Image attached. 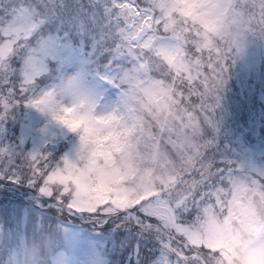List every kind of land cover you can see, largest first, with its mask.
<instances>
[{
    "label": "snow or ice",
    "instance_id": "1",
    "mask_svg": "<svg viewBox=\"0 0 264 264\" xmlns=\"http://www.w3.org/2000/svg\"><path fill=\"white\" fill-rule=\"evenodd\" d=\"M10 12L0 26V134L20 105L48 109L82 133L83 163L4 143L0 181L27 184L58 213L107 226L111 251L127 250L133 264H220L216 214L246 213L249 195L264 197V172L220 157L208 126L231 55L247 35L264 37V0H20ZM45 24L91 37V63L117 92L119 115H95L86 98L60 105L51 91L31 98L33 74L18 80L10 59ZM184 89L200 101L199 123L185 120L197 118ZM192 171L199 180L185 179ZM0 256L15 264V252Z\"/></svg>",
    "mask_w": 264,
    "mask_h": 264
},
{
    "label": "trees",
    "instance_id": "2",
    "mask_svg": "<svg viewBox=\"0 0 264 264\" xmlns=\"http://www.w3.org/2000/svg\"><path fill=\"white\" fill-rule=\"evenodd\" d=\"M19 2L20 0H0V26L8 22L10 10ZM62 33L63 31L45 24L10 59L18 80L24 79L25 72L33 74L30 92L32 99L48 88L54 93L55 88L64 83L74 57H83L81 66L86 73L83 78L87 83L93 85L90 80L98 76L91 63L92 41H86L85 48L76 52L78 54H74V51L59 52L58 38ZM49 40L52 41L51 45L46 43ZM45 49H48L47 53ZM207 52L205 49L204 54L207 55ZM65 59L69 62H65ZM183 98L187 101L184 106L188 113L197 118L195 121H188L186 116V122L199 123L202 117L199 109L194 107L200 103L198 97L188 95V90L184 89ZM50 112L48 109L41 111L31 104L20 105L13 113L14 118L6 121L5 132L0 134V144H19L25 154L46 152L51 154L52 159L62 162L81 132L70 130L71 134L66 135L63 131L56 130L51 135L49 130L38 128L42 119ZM260 112L264 114V37L249 34L231 55L214 96V112L208 126V138L213 140V147L220 157L236 164L234 158L239 139L254 126H260L259 131L264 136V125L259 122L262 117ZM260 143L259 150L263 152L264 159V140ZM199 178L196 171L185 176L189 181ZM0 185L8 186L7 190H0V252L6 251L11 255L19 246L29 242L42 243L45 240L44 233L48 232L56 237L57 252L67 248L70 256L73 249L84 242L88 243L87 254L95 264L98 258L103 259L104 264H121V261L123 264H133L127 250L111 251L116 234L110 232L107 226L101 231L91 221L80 216L58 213L55 208L40 209L32 203L47 206L50 202L27 184L9 185L0 181ZM14 186L22 189L28 201L14 194ZM187 217L194 218L195 211H191ZM6 259L7 257L0 256V264H6Z\"/></svg>",
    "mask_w": 264,
    "mask_h": 264
},
{
    "label": "rangeland",
    "instance_id": "3",
    "mask_svg": "<svg viewBox=\"0 0 264 264\" xmlns=\"http://www.w3.org/2000/svg\"><path fill=\"white\" fill-rule=\"evenodd\" d=\"M53 36L57 38L56 35ZM86 41L91 42V37H82L80 35H77L76 33H68L66 35L63 32L62 36L58 38V50L59 52L74 51V54H78L76 52H80L85 48V45L87 44ZM47 52L48 49H45V53ZM81 59L83 60V57L77 56L74 57V59L71 61V63L73 62V65L71 67V70L65 77V80L63 81L64 83L55 88V100L58 101L60 105L70 106L78 102L80 99L86 98L94 105L95 115H119L118 94L115 89L101 80L98 76L92 77V79L90 80L91 82H93V85H90L91 83L89 82L87 83L86 79L83 78L86 73L81 66ZM65 62H69V60L65 59ZM73 80L77 81L79 85L75 89L68 87L69 82ZM50 91L52 92L53 90ZM45 92H49V89L42 91L36 98H39ZM38 128H43L44 131L49 130L51 135L54 134L56 130H61L66 135L71 134V131H73H70V129H68L61 122L53 119L51 112L42 119ZM81 134H79L77 139L74 141L71 150L66 153L65 157L68 161L76 163L77 165H82L83 163V161L79 159V153L82 149V141L80 139ZM257 153L261 157V163L256 162L254 159L252 160V158L249 157L250 155H245L242 157L241 162L236 165L242 167L243 169L247 168L249 170L264 172V159L262 157L263 152L260 150ZM192 172L195 173V171ZM187 219L191 220L194 218ZM88 247V243H81L80 246L74 248L72 254L70 256L68 255V264H95L88 258Z\"/></svg>",
    "mask_w": 264,
    "mask_h": 264
},
{
    "label": "clouds",
    "instance_id": "4",
    "mask_svg": "<svg viewBox=\"0 0 264 264\" xmlns=\"http://www.w3.org/2000/svg\"><path fill=\"white\" fill-rule=\"evenodd\" d=\"M246 200V213L230 217L225 212L216 214V223L223 230L220 264H264V197L249 195ZM44 235L42 243L19 246L15 264H68V249L57 252L55 235Z\"/></svg>",
    "mask_w": 264,
    "mask_h": 264
}]
</instances>
